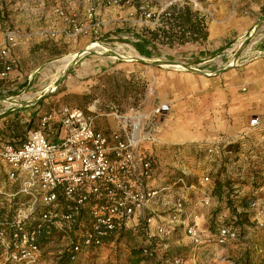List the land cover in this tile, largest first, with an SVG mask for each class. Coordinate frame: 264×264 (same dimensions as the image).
Instances as JSON below:
<instances>
[{"label": "built area", "instance_id": "obj_1", "mask_svg": "<svg viewBox=\"0 0 264 264\" xmlns=\"http://www.w3.org/2000/svg\"><path fill=\"white\" fill-rule=\"evenodd\" d=\"M129 2L86 0L84 12L56 7L53 13L63 27L50 36L76 39L97 34L102 25L98 10ZM18 38L14 29L2 35L0 80H7L14 70L9 56ZM178 64L186 70V63ZM170 112L168 104L148 111L141 105L123 111L113 106L107 112H101L97 102L87 109L62 106L40 116L19 146H0L4 176L0 201L6 203L5 212H0L2 259L38 264L45 238L54 250L48 255L75 262L80 256L116 246L131 233L141 238V264H211L215 255L225 261L220 253H213L212 246L223 250L239 241L240 229L220 225L204 235L197 225L198 210L209 205L210 197L194 202L186 196L209 184L210 177L191 175L189 182L183 170L165 185H156V160L146 146L160 144L157 124ZM100 117L113 118L114 129L97 130L95 121ZM260 125L259 118L250 120L239 137H247ZM233 145L236 140L209 144L205 158L230 160ZM191 147L197 150L200 145ZM257 193L252 189L247 207L254 213V228L264 232V206ZM178 231L189 241L182 253H176L171 244L172 233Z\"/></svg>", "mask_w": 264, "mask_h": 264}, {"label": "rangeland", "instance_id": "obj_2", "mask_svg": "<svg viewBox=\"0 0 264 264\" xmlns=\"http://www.w3.org/2000/svg\"><path fill=\"white\" fill-rule=\"evenodd\" d=\"M44 1L46 2L45 6L50 8L58 4L60 8L66 9L70 3V0ZM135 2H129V4L116 8L102 7L108 11L110 17L107 20H101L102 25L99 27L97 34H90L76 39L62 37V39L66 40L59 50L51 46L47 48L48 43L44 42L46 44L45 47L50 50L49 59L44 61L38 73L31 77L30 84L22 83L19 88L13 91L14 96L5 93L0 94V119L12 109L16 111L26 110L27 107L24 106L28 105L27 102H34V98L38 96L42 100H47V102L41 103V107L37 111L39 114L49 111V109H58L62 106L87 109L94 102H97V106L101 112H106L108 107L111 106L123 111L139 105L148 111L153 106L158 105L157 103L163 102L164 99L168 98L172 107H170L171 112L164 118L166 120L165 124H157L160 129L159 140L162 144H166L164 143V138H162L164 133L180 134L177 128L179 123L183 124L185 128L187 124L188 132L194 131L195 126L198 125L199 129H203L202 132L204 134H210L211 122L215 113L214 109H212L213 98L216 101L214 97L215 85L212 84L210 79L216 75L214 72L218 68L219 70L226 68L237 55L239 56V62L263 57L262 55H258L256 51L259 45L264 44V23L258 27L252 36H250L251 30L242 41L234 46H228L223 58L216 59V62L219 63L218 66L212 60L200 66H194L190 63L186 66L187 70H177L168 66L152 65V63H166L170 65L180 63L174 57L164 59L161 56L162 53L156 51L154 58H148L136 50L135 44H142L139 41V35L142 33V30L145 28L150 30L159 28L161 26V16L167 11L162 12L160 10L158 1L135 0ZM10 4L13 7L9 9L5 8L4 4L0 2V41L3 26H8L9 29L18 31L19 38L21 37V28L24 26L21 17L24 14V9H21L16 4V1H11L8 5ZM135 4L139 6V9H136ZM12 10H15L16 16H20L18 17L19 19L8 17L7 11L12 12ZM66 10L80 12L73 8ZM128 12H133V15H128ZM121 13H125L126 15L120 17ZM143 13H149L151 17L145 19ZM90 45H96V51L92 50L93 53L77 58V61L75 63L72 62L65 70L61 69L60 65L64 57L77 54ZM141 46L145 48L146 45L142 44ZM155 46L157 49L164 47L159 42H155ZM93 56L106 60L102 64L105 67L101 72L89 75V73L85 74L83 69L82 71L75 72L76 77L75 75L73 77L72 73V75H69V71L77 69L80 62L92 59ZM135 57L142 58L145 61L127 63L122 59ZM152 68L155 71L154 85H150V81L148 82L147 79L151 76ZM14 70L16 69L14 68ZM202 75L207 77L203 78ZM165 76L168 79H164ZM6 81L8 82L9 80ZM59 81L60 84L56 87ZM71 84L73 86H70ZM81 87L84 88L82 93L69 92L72 88L75 91ZM39 118H36V120L38 121ZM1 123L2 121L0 120V126ZM36 126L37 123H34L33 129ZM189 142L192 141L177 142L175 143L177 146L167 144L171 148L177 147L176 149H178L181 146L185 147ZM198 145L201 144L198 143ZM177 155L178 157H169L162 154L154 155L157 166L156 185H165L166 180L174 178L183 170L189 176L187 177L188 181H192L190 176L196 175V172L199 170L197 168V160L189 155L182 157L183 153L181 152H178ZM204 157L205 155L203 154L198 159H204ZM237 161L239 160L231 157L230 160L224 158L202 165V171H204L205 167L210 170L202 173L200 176H209L210 183L201 187V190L197 192H188L186 196L194 202L198 199L210 197L209 205H203L198 210L199 215L203 210H205L204 213L208 212L206 222L200 228L204 235L214 233L220 225H230L240 229L242 235L239 239L240 242H244L245 244L248 242V245H251L249 237L245 233L247 230L244 232L243 229L244 226L252 224L249 222L251 220L253 222L254 219V213L248 211L247 197L252 189L257 190L264 185L260 175V173L264 172V167L262 169L261 164L256 166V164H253V161L249 162L250 160L245 162L244 175L246 174L247 176L243 180H239L240 177L237 175L238 172H236L237 165H234ZM240 164L241 166L244 165L243 163ZM237 170L240 172L241 169ZM217 182L221 183L218 189L216 188ZM235 191H244L243 197L237 198L239 195ZM257 197L259 202L264 206V200H262L264 194L262 197L259 195ZM237 215L241 220L238 224L235 223ZM251 230L255 233L260 232L254 226ZM139 239H141L140 236L136 237L128 233L124 240L116 244V246L98 250L88 256H80L73 264H131V262L138 258L136 250H138ZM175 240H179L182 245V237H178ZM183 247L187 250L185 245ZM212 250L214 254L220 253L222 257L226 254L225 249H223V252L219 247L212 246ZM51 252H54V250L50 249L49 253ZM41 257L38 264H58L59 262L55 257L48 255V253L42 254ZM220 258V255H215L211 259V264H226L225 257V261ZM139 264H141V261Z\"/></svg>", "mask_w": 264, "mask_h": 264}, {"label": "crops", "instance_id": "obj_3", "mask_svg": "<svg viewBox=\"0 0 264 264\" xmlns=\"http://www.w3.org/2000/svg\"><path fill=\"white\" fill-rule=\"evenodd\" d=\"M11 1L18 4L21 9H24V14L21 15L23 19V24L21 28V37L16 41L14 48L10 52L9 59L14 64V70L7 80H0V94L13 95V91L19 88L22 83L30 84L31 77L38 73V70L42 67L43 62L49 59V51L47 48L51 46L59 50L61 46L65 43L66 39H62L60 35L51 37V32H58L63 24L54 15L53 11L59 5L46 7V2L44 0H0L4 4L5 8H12L13 5H8ZM158 1L160 10L168 11L171 8H176V10H183L188 7L192 13H196L199 18L204 17L205 27L207 37L206 40L198 39L193 34L186 32L187 26L178 27L173 26L171 28L172 33L181 35L182 33L186 36V41L184 43H173L170 47L164 45L159 49L156 48L154 43H147L145 46V51L148 58H154L155 52H161L162 58L167 59L174 57L176 61L184 62L187 65L193 64L194 66H200L206 62L214 60L215 64L218 66L216 59H222L224 53L227 51L228 46H234L235 44L242 41V39L256 26L258 21L264 18V0H153ZM87 7L86 0H70L66 9L73 8L77 11L84 12ZM9 11V10H8ZM7 14L11 19H19L15 15V10L8 12ZM160 11V12H161ZM12 13V14H11ZM128 15H133V12H128ZM3 14V13H2ZM136 14V12H135ZM160 14V13H158ZM126 14L121 13L120 17H124ZM98 17L100 20H107L110 15L107 10L100 8L98 10ZM160 18V17H159ZM28 19V20H27ZM27 20V21H25ZM196 18L193 17L191 23H195ZM133 23V21H132ZM176 23V22H175ZM173 23V24H175ZM134 25V24H133ZM166 29L169 26H165ZM9 29V27H2L1 34ZM42 33H44L42 35ZM48 43L47 48L45 47ZM256 51L258 55L263 57L254 58L250 60L238 61L237 66L230 70L219 68L214 72L216 73L213 78L210 79L214 87V97L212 101V109L215 113L212 118L210 134H204L203 129H199L198 125L195 126V130L188 132L187 124L186 128L183 124L177 125L180 134H171L166 132L162 135L164 138V143L157 145H147V149L150 153L154 155L162 154L168 155L169 157H178V152L183 153L182 157L189 155L195 160H197L196 177H201L202 173L208 172L205 167L202 171V165L209 162H214V160L209 161L204 157V159H198L201 155H205L204 148L209 144H217L219 142H228L229 140H236V145H233L231 157L237 161L233 163L237 165L236 172H238L239 180H243L247 175H244L245 162L253 161V164L261 168L264 167V44L259 45ZM73 61L76 54L72 55ZM84 57V56H83ZM136 58V57H135ZM106 60L93 56L92 59H87L84 62H80L77 69L69 71V75L73 74V77L78 71H84V73H89L93 75L97 72H101L105 66L102 64ZM127 63H133L136 61H126ZM233 62V61H232ZM231 63V61H230ZM234 65V64H233ZM133 66V65H131ZM232 66V65H231ZM153 69V68H152ZM106 70V69H105ZM226 70V71H225ZM74 71V72H73ZM223 71V72H222ZM72 73V74H71ZM154 69L151 72V76L148 79L150 85H154ZM190 76L189 74H187ZM11 76V78H10ZM203 76V75H202ZM210 76V75H208ZM201 77V75H200ZM207 77V76H203ZM164 79H168L166 76ZM148 84V85H149ZM70 86H73L71 84ZM24 88V87H23ZM22 88V89H23ZM69 90L73 93H82L84 88H77L78 90ZM1 99V98H0ZM34 102H27L28 105L26 110L16 111L10 110L6 114L19 113V119L22 123H28L34 120L37 123L36 118L42 116L49 111L41 112L39 114L38 109L41 107V103L47 102V100H42L40 96L34 98ZM157 104H168L171 107L170 101L164 99L163 102ZM113 107V106H111ZM108 107V110L109 111ZM172 108V107H171ZM259 118L262 125L257 129L250 132L247 137L240 138L241 133L248 128L249 122L252 119ZM3 120V119H0ZM162 121V122H161ZM160 124H165V119L161 120ZM95 127L97 130L108 131L109 129H114L115 123L111 117H100L95 121ZM194 129V128H193ZM32 130V129H31ZM157 135L160 138L159 125L157 126ZM203 139V140H202ZM192 141L189 142L185 147L171 148L168 144L177 146V142L182 141ZM168 143V144H167ZM201 144L200 148L194 150L191 146L194 144ZM183 145V144H179ZM240 163H243L244 167ZM201 166V167H200ZM2 170V169H1ZM242 174V175H241ZM262 181L264 182V172L260 173ZM3 172L0 171V181L3 178ZM248 179V178H247ZM248 181V180H247ZM1 186V183H0ZM258 195L262 197L264 194V185L257 189ZM238 193L239 197L242 198L244 191H235ZM260 197V200H261ZM264 200V197H262ZM261 200V201H262ZM199 211L200 217L197 221V225L201 228V225L206 222V216L208 212ZM248 226H244V232L247 230V235L250 240V244H245L244 242H233L229 243L225 249V262L226 264H260L261 260L264 263V232H254L251 228L254 226L252 220L249 222ZM201 230V229H200ZM202 231V230H201ZM178 231L172 233L171 244L175 248L176 253L185 252L186 249L184 245L189 246V241L183 236V234ZM178 237H182V245L179 240H175ZM184 243V244H183ZM254 243H258L263 246L262 249L255 247ZM235 249V250H234ZM250 251L260 257V261H253ZM224 252V250H223ZM249 252V253H248ZM249 255V256H248ZM42 258V257H41ZM40 258V260H41Z\"/></svg>", "mask_w": 264, "mask_h": 264}, {"label": "trees", "instance_id": "obj_4", "mask_svg": "<svg viewBox=\"0 0 264 264\" xmlns=\"http://www.w3.org/2000/svg\"><path fill=\"white\" fill-rule=\"evenodd\" d=\"M128 1L130 2L134 1V3H136L135 0H128ZM135 5H136V9H139V6H137V4ZM167 13H169L170 16L169 17H166L165 15L161 16V22H160L161 26L159 28L153 30L145 28L142 30V33L139 35V41L143 45H146L147 43L155 44V42H159L161 45H167L170 47L173 43H177V42L181 44L184 43L186 41L185 34L182 33L181 35H177L172 33L171 28L174 25L178 27L187 26L186 32L190 33L191 35L194 34L196 36V40L198 39H202L203 41L206 40L207 33L205 30L206 27H205L204 17L198 19L197 14L192 13L188 7L184 8L183 10L181 9L176 10V8H171L167 11ZM193 17H195L196 20L195 23L192 24L191 21ZM167 25L169 26L168 29H166L165 27ZM141 45L135 44L136 50L142 55H147V53H145V48H143ZM19 115H20L19 113H15L14 115L6 114L2 118L3 120H1L2 123L0 126V146H4V145L19 146L20 143L24 141L27 131L34 128V120H31L28 123H22L21 120L19 119ZM216 186H217L216 188L218 189L221 186V183L217 182ZM4 206H6V203L0 201V212H5ZM1 218H3L2 215H0V219ZM235 221L236 224L240 223L241 220L238 215L236 216ZM49 244H50L49 239L47 240L44 238V240L41 242V248L44 255L50 252L51 248L48 247ZM255 247L263 250V246H261L258 243H255ZM136 251H137L136 255L138 254V258L135 259L133 262H131V264H139L140 261H142L140 252L138 250ZM249 255H251L254 262L260 261V257L258 258L251 251ZM58 261H59L58 264L74 263V261H71L67 258ZM0 264H14V263L9 261H4L0 255ZM260 264H264L262 260Z\"/></svg>", "mask_w": 264, "mask_h": 264}, {"label": "water", "instance_id": "obj_5", "mask_svg": "<svg viewBox=\"0 0 264 264\" xmlns=\"http://www.w3.org/2000/svg\"><path fill=\"white\" fill-rule=\"evenodd\" d=\"M262 23H264V18H262V19H260V20L258 21V23L256 24V26L252 29L250 36H252V35L255 33V31L258 29V27H259ZM242 45H243V44H242ZM91 53H93V52H92V51H89V50H82V51L78 52L76 58H75L74 61H73V63H75V62L77 61V58H79V57H81V56H83V55H85V54H91ZM122 59H124L125 61H136V62H143V61H145V60L142 59V58H122ZM233 60L235 61V66H236L237 63H238V60H239V56L237 55ZM152 65H153V66H158V65H159V66H165V65H170V64H166V63H162V64H159V63H152ZM232 67H234V66H231V64H229L225 69L232 68ZM186 70H187V68H186ZM59 84H60V81L56 84V87H57Z\"/></svg>", "mask_w": 264, "mask_h": 264}, {"label": "bare ground", "instance_id": "obj_6", "mask_svg": "<svg viewBox=\"0 0 264 264\" xmlns=\"http://www.w3.org/2000/svg\"><path fill=\"white\" fill-rule=\"evenodd\" d=\"M128 48V47H127ZM130 48V47H129ZM97 47L96 45H90L88 46L85 50H89V51H96ZM132 50V49H131ZM129 50V51H131ZM133 52V51H132ZM129 54V53H128ZM234 55V54H233ZM77 56V54H76ZM73 57L74 56H66L62 59L61 61V69L62 70H65L70 64H72L73 62ZM76 58V57H75ZM233 61V62H232ZM232 66H235V61L234 60H231V63H230ZM234 64V65H233ZM165 66H168V67H171V68H174V69H177V70H184L185 67L183 66H180V64H171V65H165ZM47 91V90H46Z\"/></svg>", "mask_w": 264, "mask_h": 264}]
</instances>
